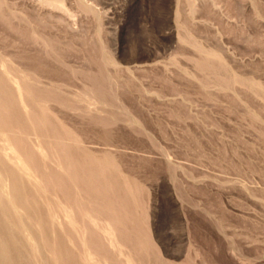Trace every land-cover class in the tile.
Masks as SVG:
<instances>
[{
	"label": "rangeland",
	"instance_id": "rangeland-1",
	"mask_svg": "<svg viewBox=\"0 0 264 264\" xmlns=\"http://www.w3.org/2000/svg\"><path fill=\"white\" fill-rule=\"evenodd\" d=\"M0 112V264H264V0H0Z\"/></svg>",
	"mask_w": 264,
	"mask_h": 264
},
{
	"label": "bare ground",
	"instance_id": "bare-ground-1",
	"mask_svg": "<svg viewBox=\"0 0 264 264\" xmlns=\"http://www.w3.org/2000/svg\"><path fill=\"white\" fill-rule=\"evenodd\" d=\"M51 2H52V0H51ZM54 2V1H53ZM60 2V1H59ZM59 4V3H58ZM62 4H63V2H62ZM60 5V4H59ZM199 47V46H198ZM23 77V76H22ZM11 79V78H10ZM12 80V79H11ZM13 81V80H12ZM23 81V80H22ZM25 86V85H24ZM29 93H31V92H29ZM28 94V93H27ZM31 95V94H30ZM105 95V94H104ZM33 96V95H32ZM28 98H30V97H28ZM36 99V98H35ZM107 99V98H106ZM29 100V99H28ZM29 106V105H28ZM32 109V108H31ZM30 110V109H29ZM33 112V111H32ZM1 113V112H0ZM31 113V112H30ZM1 115V114H0ZM29 116V115H28ZM32 117H33V115H32ZM31 118V117H30ZM40 119V118H39ZM32 120V119H31ZM10 121V120H9ZM33 122V121H32ZM7 125V124H6ZM10 131H11V129H10ZM12 135H13V133H12ZM68 135V134H67ZM10 136H11V134H10ZM9 137V136H8ZM55 137V136H54ZM54 139V138H53ZM59 140H61V139H59ZM65 140V139H64ZM67 140H68V138H67ZM72 140V139H71ZM73 142V141H72ZM55 143H57L56 141H55ZM60 144V143H59ZM57 145V144H56ZM78 146V145H77ZM1 149V148H0ZM56 149V148H55ZM60 149H61V147H60ZM53 151V150H52ZM65 151V150H64ZM1 152V151H0ZM61 153H62V151H61ZM19 154V153H18ZM70 154V153H69ZM60 156V155H59ZM68 156V155H67ZM56 157V156H55ZM52 158V157H51ZM66 158V157H65ZM75 159V158H74ZM73 159V160H74ZM31 159H29V161H30ZM69 160V159H68ZM67 160V161H68ZM72 160V161H73ZM61 161H62V159H61ZM85 162V161H84ZM12 163L13 164H15V165H17V166H21V167H23L24 166V164L22 163V162H20V160L19 159H14L13 161H12ZM69 163V162H68ZM81 163V162H80ZM85 164V163H84ZM32 165V164H31ZM31 165H30V168H32L31 167ZM82 165H83V163H82ZM33 166V165H32ZM91 166V165H90ZM81 167V166H80ZM8 168V167H7ZM9 168H11V167H9ZM50 168V167H49ZM52 168V167H51ZM75 168V167H74ZM73 168V169H74ZM89 168V167H88ZM60 169H61V167H60ZM77 169V168H76ZM3 170V169H2ZM54 170V169H53ZM57 171V170H56ZM30 173V172H29ZM6 175V174H5ZM4 174H2V172H1V170H0V204H2V203H4V201H5V199H4V197H3V195H4V193L6 192V182H5V180L7 179V176H5ZM76 175V174H75ZM78 176V175H77ZM47 177V176H46ZM45 177V178H46ZM74 177V176H73ZM83 177V176H82ZM44 178V177H43ZM100 178V177H99ZM55 179H56V177H55ZM99 181V180H98ZM102 181V180H101ZM48 182H49V180H48ZM56 182H57V180H56ZM68 182V181H67ZM45 183V182H44ZM91 183V182H90ZM36 184V183H35ZM49 184V183H48ZM95 184V183H94ZM93 184V185H94ZM104 184V183H103ZM92 185V184H91ZM42 186V185H41ZM51 186H53V183H52V185ZM100 186H101V184H100ZM65 187V186H64ZM88 187V186H87ZM104 187V186H103ZM102 187V188H103ZM12 188V187H11ZM92 188V187H91ZM90 188V189H91ZM106 189V188H105ZM92 190V189H91ZM102 190H104V189H102ZM99 193H100V191H99ZM10 194V193H9ZM98 194V193H97ZM68 195V194H67ZM69 196V195H68ZM97 196V195H96ZM7 197H8V195H7ZM18 197H19V192L18 191H14V193L10 196V197H8L6 200L8 201V205H10L9 207L11 208V209H13V211H16L17 210V207H16V204H15V199H18ZM78 197V196H77ZM46 198V197H45ZM70 198V197H69ZM75 198V197H74ZM80 199V198H79ZM33 200V199H32ZM51 200V199H50ZM71 200V199H70ZM28 201V200H27ZM26 200H23L22 201V203H23V205H26V204H28V205H26V206H30V203H28ZM31 201V200H30ZM45 201H46V199H45ZM49 201V200H48ZM53 201V200H52ZM72 202V201H71ZM74 202V201H73ZM84 202V201H83ZM45 203V202H44ZM46 203H47V201H46ZM52 203V202H51ZM48 204V203H47ZM62 204V203H61ZM74 204V203H73ZM76 204V203H75ZM67 205V204H66ZM70 205V204H69ZM78 205V204H77ZM19 206V205H18ZM71 206H73V205H71ZM5 207V206H4ZM84 208V207H83ZM126 208H127V206H126ZM31 209V208H30ZM78 209V208H77ZM79 209H80V207H79ZM122 209V208H121ZM35 212H38V210L37 209H33ZM49 210V209H48ZM124 210V209H123ZM26 211V210H25ZM33 211V212H34ZM125 211V210H124ZM2 212V211H1ZM17 212V211H16ZM33 213V215H35L36 216V213ZM5 213V212H4ZM4 213H2V216L4 217ZM78 213V212H77ZM92 213V212H91ZM100 213V212H99ZM11 214V213H10ZM80 214V213H79ZM104 214V213H103ZM97 215V214H96ZM122 215V214H121ZM127 215V214H126ZM12 216V215H11ZM37 217V216H36ZM70 217V216H69ZM74 217V216H73ZM85 217V216H84ZM83 217V218H84ZM120 217V216H119ZM127 217V216H126ZM5 220H6V225H5V227H4V233H2L3 235H1L0 236V257L1 256H5V257H9L10 258V256L8 255V244L6 243V239H7V237H9L11 234H10V232H11V227H12V225H13V222L10 220V218H9V216L8 215H5ZM3 218V219H4ZM28 218V217H27ZM97 218V217H96ZM121 218H122V216H121ZM20 220V219H19ZM41 220V219H40ZM39 220V221H40ZM85 220V219H84ZM115 220V219H114ZM2 221V220H1ZM15 221V220H14ZM33 221V220H32ZM35 221V220H34ZM82 221V220H81ZM12 222V223H11ZM21 222V221H20ZM75 222H77V221H75ZM97 222V221H96ZM4 223V222H3ZM84 223V222H83ZM118 223V222H117ZM31 224V223H30ZM77 224V223H76ZM94 224H95V222H94ZM120 224H121V222H120ZM38 225V224H37ZM49 225V224H48ZM52 225V224H51ZM89 226V224H87L86 223V226ZM85 226V225H84ZM47 227V226H46ZM118 227V226H117ZM82 228V227H81ZM97 228H99V227H97ZM53 229V228H52ZM54 229H55V227H54ZM24 230V229H23ZM81 230V229H80ZM95 232V231H94ZM46 233V232H45ZM81 233H82V231H81ZM23 234H24V232H23ZM57 234V233H56ZM26 235V234H25ZM30 235V234H29ZM45 235V234H44ZM48 235V234H47ZM13 236V235H12ZM31 237V236H30ZM99 237V236H98ZM33 238V237H32ZM41 238V237H40ZM100 238V237H99ZM48 239V238H47ZM39 240V239H38ZM111 243H113V242H111ZM15 244V243H14ZM31 244H33V243H31ZM38 244V243H37ZM45 246V245H44ZM16 247V246H15ZM104 247V246H103ZM44 249V248H43ZM50 250V249H49ZM36 254V253H35ZM49 254V253H48ZM71 261V260H70ZM77 261H78V259H77ZM57 262V261H56ZM131 262V261H130ZM129 262V263H130ZM3 263V262H2ZM10 263V262H9ZM60 263V262H59ZM128 263V262H127Z\"/></svg>",
	"mask_w": 264,
	"mask_h": 264
}]
</instances>
